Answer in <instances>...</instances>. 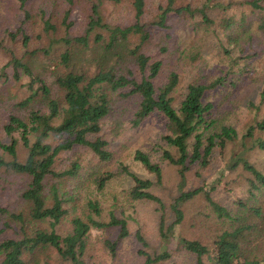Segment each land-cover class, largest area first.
<instances>
[{"label":"trees","instance_id":"trees-1","mask_svg":"<svg viewBox=\"0 0 264 264\" xmlns=\"http://www.w3.org/2000/svg\"><path fill=\"white\" fill-rule=\"evenodd\" d=\"M20 2L21 7H24L26 0ZM244 3L250 5L253 13H261L260 26L264 30V0L241 1V4ZM133 5L136 12L135 22L126 27L103 24L98 5H93L90 28L105 27L109 31L107 39L104 35L97 34L91 42L88 33L73 39L65 38L69 43L75 41L77 49L74 52L67 50L62 54L61 65H66V69L64 73H57L56 76V82L63 92L61 97L54 94L52 86L45 78V71L39 65L36 66L33 59H24L14 53L0 66V77L4 76V81L11 82L12 85L20 83L29 91L21 99L17 98L18 94L6 90L13 109L3 125L9 140L0 142V145L11 158L6 160L0 155V169H9L28 177L26 187L21 193L28 206L26 211L11 213L8 207L0 204V225H3L0 233L12 227L11 222L17 223L21 231L19 236L7 237L0 241V264H42L40 257L48 249L56 250L61 264L67 261L72 264H90L83 258L88 237L93 229L109 227H119L117 237L113 241L107 240L112 254L117 256L119 243L130 234L128 221L114 212L110 213L109 220H105L101 217L103 209L99 201L87 200L85 214L72 216V229L67 234L60 233L57 225L67 218L70 212L66 206L69 197H66L62 183L65 179L78 178L80 186L87 184L88 187L93 186L101 191L116 175L123 173L132 180L131 197L153 201L161 211L159 231L163 244L160 250L150 251V243L145 235L141 230L136 232L140 244L136 255L142 259L143 264H178L171 260L173 255L167 246L173 236H177L180 248L197 257L196 264H237L243 261L245 264H259L264 261L251 257L250 252L253 251L247 243L255 226L249 222L248 212L261 216L262 209L254 206L249 210L246 204L241 203L240 208L233 211L213 198L212 190L216 186L212 190L204 186L183 190L192 166H207L217 152L227 158L225 150L229 143H240L243 149L264 150V115L257 117L243 133L232 124L221 123L231 109H220L216 102L210 100V91L217 87H228L230 84L237 86L233 80L226 82L222 75L204 82H190L180 104L175 105L174 93L180 82L179 74L172 72L164 83L156 82L163 62L151 61V57L142 50V45L151 35L142 22L146 0H134ZM173 10L176 9L168 6L161 12L158 21L160 26H166L168 13ZM184 10H190V6L177 9L179 12ZM203 15L205 20L211 21L206 13ZM30 17L25 9L16 31H8L10 39L16 40L21 34L24 46L29 44L27 22ZM239 25L243 26L244 23ZM135 34L140 35V43L133 47L130 39ZM3 42L0 39V48L3 47ZM89 49L91 53L86 56ZM37 52L38 50L32 51L34 55ZM259 54L260 52L255 50L243 57L251 58ZM80 58L89 62L92 60L94 70L85 68ZM232 67L233 65L229 68L231 72ZM243 69L245 68L242 67L241 71ZM24 76L30 77V81L23 83ZM116 96L127 98L136 105L129 118L132 128L140 127L155 114L165 118L166 133L163 134V139L174 150L164 146L162 156L168 163L177 167L181 183L180 194L171 206L175 216L171 224H167L164 200L152 191L155 182H162L163 168L159 162L141 150L136 152L135 159L155 174L156 181L140 176L123 162L119 163V170L115 172L106 170L97 173L93 166L83 164L79 160H73L65 168H56L61 154L79 146L89 148L100 161L112 159L113 152L108 148L109 140L99 134L103 131L106 120L117 113ZM262 96L264 98V89ZM32 102L42 107L25 109L27 112L23 114L14 112V109L26 108ZM52 135H60L63 140L56 143L45 141V138ZM19 140L28 151L25 161H20L18 157ZM243 156V152L233 149L225 165L229 170L243 165L252 173L249 183L254 189L251 194L256 197L255 190L264 193V172ZM199 194L204 195L214 217L222 224L220 228L218 226V229H215L214 237L209 243L202 238H190L175 233V230L187 221V212L182 205ZM39 223H48L50 227H41Z\"/></svg>","mask_w":264,"mask_h":264},{"label":"rangeland","instance_id":"rangeland-1","mask_svg":"<svg viewBox=\"0 0 264 264\" xmlns=\"http://www.w3.org/2000/svg\"><path fill=\"white\" fill-rule=\"evenodd\" d=\"M133 1L26 0L25 6L21 7L20 0H0V39L4 41L3 47L0 48V66L5 64L14 53L24 59H33L34 64L39 65L45 71V78L52 86L54 94L61 97L63 92L56 82V76L57 73H64L66 69V65L65 67L64 64L61 65L62 54L67 50L74 52L77 49L75 41L69 43L65 38L73 39L88 33L91 42L97 34H102L107 39L109 31L105 27L90 28L93 5L95 3L98 5L103 24L126 27L135 22L136 12ZM241 1L244 0H146L142 22L151 35L142 45V50L151 57V61L161 60L163 62L162 71L156 79L158 84L167 81L172 72L179 74L180 82L174 93L177 106L183 99L190 82L197 80L204 82L221 75L226 78V82L235 81L236 87L231 84L228 87H217L210 91L209 98L216 102L220 109H231L223 117L221 123L232 124L243 133L257 117L261 118L264 115L262 96L264 30L260 26L261 13H253L250 5L241 4ZM187 5L190 6V10L177 11ZM168 6L176 10L168 13L166 26H160L158 24L160 14ZM25 9L31 16L27 22V31L30 35L27 46H24L21 34L16 40L10 39L7 35L9 30H15L20 24ZM204 13L211 21L205 20ZM241 22L244 23L243 26L239 25ZM130 40L134 47L140 43V35H132ZM34 50H38L36 55L32 53ZM255 50L260 52L258 56L243 57ZM90 53L91 49L87 50L86 56ZM80 61L85 68L90 71L94 70L92 60L89 62L85 58H80ZM231 65H233L232 72L229 69ZM242 67L245 68L243 71H241ZM4 80V76L0 77V142L3 143L9 140V136L3 130V125L13 109L6 90L9 89L14 94H18L17 98L21 99L29 92L27 87L20 83L12 85L11 82ZM28 81L30 77L24 76L22 82ZM116 97L117 113L106 120L103 131L99 134L109 140L108 148L113 152L112 159L100 161L89 148L79 146L61 154L56 168H65L73 160H79L83 164L93 166V170L97 173H103L106 170L115 172L119 170V163L123 162L140 176L156 181L155 174L135 159L136 152L141 150L149 154L154 161L159 162L163 168L162 182H155L152 191L164 200L167 224H171L175 219L171 206L180 194L181 183L177 167L168 163L162 156V147L174 150L163 139V134L166 133L165 118L155 114L140 127L132 128L129 118L136 109V105L127 98ZM39 106L42 107L32 102L26 108L14 109V112L23 114L27 112L25 109L32 107L35 109ZM62 140L63 137L60 135L45 138V141L51 143ZM233 149L243 152L245 160L264 172V150L243 149L240 143H229L225 150L227 158L230 157ZM17 151L19 160L25 161L28 151L21 140L17 143ZM217 153L212 156L207 166L202 164L192 166L183 190L201 186L212 190L216 186L212 190L213 198L229 209L236 211L241 203L246 204L249 210L254 206L262 209L261 216L253 215L252 211L250 214L247 211L249 222L255 225L247 243L253 251L250 252L251 257H257L263 261L264 193L255 190L257 196L253 197L251 191L254 189L249 183L252 173L243 165L235 170L227 169L225 165L227 158ZM0 155L6 160L11 158V155L1 145ZM27 181L28 177L24 174L5 168L0 169V204L8 207L11 213L26 211L28 205L21 193ZM62 183L64 193L66 197H69L66 206L70 212L69 216L57 225L60 233L67 234L71 231L72 216L84 215V207L89 199L99 201L103 209L101 217L105 220H109L110 213L114 212L118 217H124L128 221L130 234L119 243L117 256L112 254L107 240L113 241L117 237L119 227L92 230L83 257L87 263L143 264L142 259L136 255V250L140 246L136 238L137 230H141L149 241L150 251L162 248L163 241L159 231L161 211L158 204L150 200L133 199L130 195L132 180L127 174L116 175L101 191L94 189L93 186L88 187L87 184L80 186L78 178L65 179ZM182 208L187 212V221L178 227L175 233L211 242L215 229H218V226L220 228L222 224L214 217L210 210L211 206L204 195L199 194L188 202L186 201ZM10 224L13 226L9 225L10 228L0 233V241L21 234L17 223L11 222ZM39 226L50 227L48 223H39ZM1 227L3 225H0ZM167 246L173 255L172 261L178 264H196L197 257L179 247L177 236L171 237ZM40 260L42 264H61L62 262L54 249L44 251ZM65 264L72 263L67 261ZM237 264H245V262ZM259 264H264V261Z\"/></svg>","mask_w":264,"mask_h":264}]
</instances>
